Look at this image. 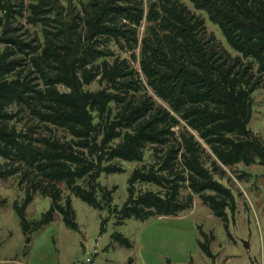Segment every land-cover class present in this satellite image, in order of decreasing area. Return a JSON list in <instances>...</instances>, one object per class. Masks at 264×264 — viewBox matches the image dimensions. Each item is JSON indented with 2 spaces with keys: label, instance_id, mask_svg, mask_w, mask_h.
<instances>
[{
  "label": "trees",
  "instance_id": "trees-1",
  "mask_svg": "<svg viewBox=\"0 0 264 264\" xmlns=\"http://www.w3.org/2000/svg\"><path fill=\"white\" fill-rule=\"evenodd\" d=\"M190 2L195 12L179 0H86L80 10L0 0V181L26 188L15 208L27 233L25 205L38 194L53 203L44 223L60 214L73 232V196L112 210L100 179L124 174L122 163L144 165L114 210L121 222L178 217L197 195L229 230L237 200L226 169L264 167V140L250 130L264 89V0ZM201 236L215 259L214 237Z\"/></svg>",
  "mask_w": 264,
  "mask_h": 264
},
{
  "label": "rangeland",
  "instance_id": "rangeland-1",
  "mask_svg": "<svg viewBox=\"0 0 264 264\" xmlns=\"http://www.w3.org/2000/svg\"><path fill=\"white\" fill-rule=\"evenodd\" d=\"M143 1L148 7L150 0ZM179 1L195 12L190 0ZM85 2L62 0L66 7L73 4L78 10ZM205 20L208 33L224 42L220 30L207 17ZM148 26L145 23L140 29V39ZM224 45L227 47L225 42ZM118 54L123 59L130 58L124 53ZM136 67L139 68L138 64ZM99 88L94 85L90 91ZM253 102L250 130L264 140V89L253 95ZM145 159V164L152 162L150 152ZM2 164L0 160V168ZM122 165L124 174L103 175L100 179L104 188L114 192L112 210L99 211L77 197L71 198L79 232L70 231L60 214L45 224L53 203L38 194L30 205H25L30 229L27 233L15 208L17 203L24 206L26 188L21 186L19 178L0 181V200L4 201L0 205V264H264V167L256 164L226 169L231 183L223 184L234 190L237 200V212L227 230L197 195L193 196L192 209L178 217L147 221L133 218L121 222V216L114 210H121L128 202L131 175L144 164ZM147 189L154 188H139L140 191ZM189 194L184 192L183 196ZM202 234L209 239L214 237L211 251L215 259L207 258L202 252L200 244L205 242ZM116 235H122L131 247L119 243Z\"/></svg>",
  "mask_w": 264,
  "mask_h": 264
}]
</instances>
